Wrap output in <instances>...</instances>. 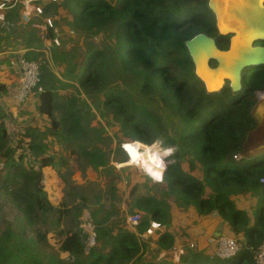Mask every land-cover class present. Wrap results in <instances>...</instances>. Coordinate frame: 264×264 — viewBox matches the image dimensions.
Segmentation results:
<instances>
[{
  "label": "trees",
  "instance_id": "1",
  "mask_svg": "<svg viewBox=\"0 0 264 264\" xmlns=\"http://www.w3.org/2000/svg\"><path fill=\"white\" fill-rule=\"evenodd\" d=\"M206 2L207 0L43 2L45 15L58 12V7H62L71 19L69 25L73 24L74 29L80 32H101L110 26L114 28L113 45L95 46L94 49L88 47L77 73V65L72 63L61 75L77 82L88 99H92L101 94L106 85V68L119 64L139 79L142 94L157 95L170 115L179 118L177 143L186 153L191 152L192 157L189 172L173 166L163 172L161 182L165 186L156 192L153 191V184L128 177L126 200L131 204L128 211L131 214H142L139 224L132 231L118 222L110 221L114 206L111 205L110 210H104L101 215L96 209L91 213V222L93 241L98 246L86 248L80 234L73 232L64 237L59 247L61 252L69 254L71 261L62 262L55 256H46L48 259L45 262L40 257V249L31 244V239L22 240L21 236L20 240L12 230L6 228L0 233V264H254V252L264 240V184L259 182L264 178V153L251 156L246 161L245 158L235 160L234 156L244 152L246 137L255 128L256 120L252 110L256 102L255 92H264V67L255 70L249 80L248 76L245 77L242 82L244 91L238 100L231 97L228 87L215 93L205 92L204 86L193 74V65L184 42L200 33L211 36L215 32L214 21L208 17ZM20 10L21 6L17 4L5 13V21H17ZM17 25L24 26L21 31L22 41L15 45L8 40L9 34L15 30L8 31L7 36L6 30L0 29V52L14 46L19 50H26L25 57L39 65L42 91L34 93V111L49 119L52 128L60 130L57 137L64 141L86 136V127L89 126L82 125L81 117L82 112L86 113L83 109L87 112L89 110L86 103L78 96H67L66 104H57V85L59 88L66 85L43 62V53L39 51L43 42L35 36L37 31L30 25L19 22ZM2 31L6 34L4 37L1 35ZM53 35V31L48 29L45 39L51 41ZM90 43L95 44L91 39ZM59 55L72 58L68 53L58 52ZM0 91L5 93L6 86L0 84ZM57 109L62 110L59 121L54 117ZM103 110L116 119L121 135H126V141L135 140L147 145L159 141L161 146L166 147L176 143L155 116L135 104L119 88L106 92ZM96 133L98 138L105 136L104 131L97 130ZM5 138L3 132L0 136V158H4L8 152L1 141ZM31 149L41 157L39 170L16 169L14 174L20 178V182L7 193L30 227L39 221H45L46 216L51 213L58 215V221L59 217L69 214V210L53 207L46 200L40 184V169L51 167L59 171L57 165H64L65 159L55 151L51 155H43L41 146L34 145ZM110 154L111 150L104 153L98 147L81 151L87 165L95 169L106 168ZM166 161L167 164L170 162L169 155ZM194 170H200L202 181L190 175ZM116 178L119 180L116 176L110 181L113 182ZM119 185L120 180L117 184L110 185L107 194L111 200L117 197ZM205 187L209 188V195L205 194ZM139 188L143 190L142 195L136 194ZM245 192H250L256 198V207L251 215L234 204L233 198ZM168 197H173L177 206L193 208L194 217L201 219V222H209L207 235L214 233L213 227L217 223L211 219V214L215 212L222 223H225L228 232L241 238L239 242L244 246L240 254L229 260H210L198 246L197 251L188 250L181 256L179 263H172L167 256L162 260H145L135 231L143 233L150 222L169 227V205L164 200ZM99 199L98 197L96 201L99 202ZM99 208L102 211L101 206ZM33 233L36 246L49 247L45 231L36 228ZM175 241L168 232H163L156 239L158 251H169Z\"/></svg>",
  "mask_w": 264,
  "mask_h": 264
},
{
  "label": "rangeland",
  "instance_id": "2",
  "mask_svg": "<svg viewBox=\"0 0 264 264\" xmlns=\"http://www.w3.org/2000/svg\"><path fill=\"white\" fill-rule=\"evenodd\" d=\"M50 14L57 15L52 17V31L54 33L52 41L43 39V35H45L47 31L44 32L40 20H35L33 24V26L35 25L38 28H31L37 31L35 36H38L42 40L43 48L48 51L46 55L43 54V62L47 64L54 76L60 80L61 83L66 85L63 88H59V85H57V104L63 106L67 102V96H78L79 99H82L86 103V107L89 109L88 112L86 109H83L86 113H81V117H83L82 125L85 126V124H88L89 127H86V136L70 138L68 141L58 138L57 133L60 130L53 129L49 119L36 114L34 111L35 94H32L24 103L19 105H14L9 100L11 93L16 88L14 75L11 71L0 69V84L6 86L7 89L5 93L0 91V131L2 130L4 132L6 138L1 139V141L8 150L7 155H5L4 158H0V233L6 228H9L13 231L14 236H17L20 240L21 236L22 240L31 239V244L33 247L35 246L37 249H40V257H42L45 262L48 259L46 256H55L62 262H70L71 259L69 254L59 250L60 244L66 235L73 232L78 233L82 237L86 248L98 246V244H94L93 241L94 235L91 222V213L96 209H98L101 215V213H104V210H110L111 205L114 206V214L111 216L110 221L115 223L118 222L122 224L123 227L131 231L133 230V228L127 224V218L138 215L140 219L142 214L140 212L131 214L128 211V206L131 205L128 204L126 200L128 177H136L142 183L153 184L155 189L153 190L154 192L165 186L161 181L156 182L150 179L141 169L134 167V162L127 161L126 163V157L119 148L122 142H126V135H121L116 119L103 110V100L108 90L119 88L125 91L135 104L146 109L155 116L162 124L163 128L167 130L168 134L175 139L176 143L170 146L175 148V152L170 156V162L168 163L176 162L180 164L181 169L187 173L189 172L192 153H186V150L177 143L180 128L179 118L170 115V112L162 105L157 95L149 93L142 94L140 92L139 79L135 77L134 74L124 70L119 64L111 65L112 61H109V65L111 66H108L104 72L106 85L101 94L92 97V99H88L86 94L79 88L77 82L67 80L62 76L61 74L64 73L72 63L77 65L75 69L77 73V69L81 65V61L84 58L85 52L88 51V47L94 49L95 46L113 45L114 28L110 26L105 31L101 32H80L74 29L73 24L69 25L71 19L68 14L64 13L62 7H58V12H51ZM18 15L19 19L17 21L13 19L11 20L12 22L4 21V23L0 24V29L6 30L7 36L9 33L8 31L15 30L8 36V40L13 41L15 45L18 42L20 43L23 38L21 31L24 26H18L17 23L28 25L22 20L21 11H19ZM6 34H4L3 31L1 33L3 37ZM90 39L95 42V44L90 43ZM0 44L2 43L0 42ZM20 51L22 50L10 46L7 51L0 53V67L1 65H7L9 58L13 57L9 54L10 52ZM58 52L68 53L72 58L67 59L64 55L58 56ZM261 67L264 66L248 69L246 71L248 80L252 72ZM229 94L233 99L238 100L242 96V91L240 90L237 93H231L230 91ZM61 112V109L55 111L54 117L56 121L61 119ZM252 115L256 120L255 128L246 137L243 147L244 152L238 154V158L235 160L245 158L244 161H246V159L251 156L264 153V99L256 98ZM97 130L104 131L105 136L103 138H98L96 136ZM2 131L1 134L3 133ZM34 145L43 148V155H51L52 152L55 151L65 159L64 165H57L59 171L51 167L40 169V184L46 200L53 207L69 210V214L59 217L58 221V215L56 213H51L46 216L45 221H39L30 227L23 218V215L16 209L15 204L11 201L7 193L8 190L15 189L20 182V178L14 174L16 169L39 170V160L41 157L35 155L34 150L31 149V146ZM97 147L104 153L111 150L107 167L104 169H95L87 165L81 155L82 150H93V148ZM190 175L196 178L199 177L202 181L200 170H194ZM116 176L120 180V185L116 191L117 197L115 200H111L107 192L110 185L118 183L119 180H117V178L114 179L113 182L110 181L111 178ZM52 178L54 180H52ZM5 186H7V188H5ZM142 193L143 190L141 188L136 192L138 195H142ZM205 194H210L208 187H205ZM98 197L100 198L99 202L96 201ZM253 198L250 192H245L242 195H237L233 199L237 208L251 215L252 210L256 207L254 206L256 198ZM164 200L168 202V214L171 219L169 227L165 228L164 232H168L169 235L176 240L172 247L186 245L190 244L192 241H196L193 235L195 234L194 232L198 233L199 229L204 231L206 238L224 236L236 240L241 239L240 237H234L230 233H224L222 235H213V233L212 235H207L206 231L209 222L203 223L201 219L194 217L193 208L177 206L173 197L164 198ZM100 206L102 211H100ZM213 214H215V212L211 215ZM98 217L100 216L98 215ZM215 217L213 221L217 224L213 227L214 232L217 231L216 228L218 224L222 222L216 214ZM36 228L46 232L45 239L49 247L43 248L34 244L33 229ZM139 244L143 253L142 257L145 260H162L167 256L172 263H179V259L176 260V257L169 252L172 247L166 252L158 251L156 239H152L147 242L146 245L143 243ZM206 250V247L202 250L203 255L207 252ZM209 250L211 251V249ZM187 251L188 250H186V252ZM186 252L185 247H183V255ZM86 254L87 250L85 252V255ZM132 264H138V262Z\"/></svg>",
  "mask_w": 264,
  "mask_h": 264
},
{
  "label": "water",
  "instance_id": "3",
  "mask_svg": "<svg viewBox=\"0 0 264 264\" xmlns=\"http://www.w3.org/2000/svg\"><path fill=\"white\" fill-rule=\"evenodd\" d=\"M218 1L220 0H207L206 7L208 13L215 16L216 30L219 33L225 27L236 30V33L225 34L232 35L229 49L219 50L212 38L201 33L186 40L184 46L193 65V74L202 83L207 94L221 91L225 81L228 82L231 93H237L242 90L240 74L252 67L264 66V47L253 46L256 42H264V0H221L220 5ZM215 4L220 8L224 5L229 10L228 17L221 15L215 9ZM218 17H223L220 23L217 21ZM258 33L262 37L250 39L253 34ZM245 44L254 49L253 53L244 48ZM251 56L256 59H251ZM209 60H214L217 67L210 68ZM217 81H221V87L216 91L210 90L209 87Z\"/></svg>",
  "mask_w": 264,
  "mask_h": 264
},
{
  "label": "built area",
  "instance_id": "4",
  "mask_svg": "<svg viewBox=\"0 0 264 264\" xmlns=\"http://www.w3.org/2000/svg\"><path fill=\"white\" fill-rule=\"evenodd\" d=\"M45 1L54 3L57 2L58 0H0V24L4 23L5 21V13L8 12L9 10H12L17 4H19L21 6L20 11L22 12V20L26 24L30 25L31 27L38 28L35 25L33 26V24L35 23V20H40L41 24L43 25L44 32H46L48 29L52 30L53 29L52 17H55L57 15L44 14L43 2ZM45 36L46 34L43 35L44 40H45ZM41 52L44 55H46L48 51L42 48ZM23 53L24 50L20 52H10L9 54L12 55L13 57L9 58L7 65L5 66L1 65L0 67V69H6L8 71H11L14 75V82L16 83V88L11 93L9 98V100L14 105L22 104L35 92L42 91V87L40 85L39 65L37 64V62L33 60H28L23 55ZM262 95H264V93H262ZM131 142L132 141H126V142H122L119 145L120 150L123 152L124 156L126 157V161H131V157L127 154V152L123 150L121 145L124 143H131ZM171 148H172V152L169 154V157L172 156L175 152V148L173 147ZM137 151L141 152L142 150H137ZM234 158L237 159L238 156L235 155ZM172 166L176 168L181 167L180 164L176 162L168 163L164 172H166L167 169ZM259 182L260 184H264V178H261ZM139 221L140 219L138 215H134L127 218V224L130 225L132 228H135V226L139 224ZM152 223L153 222H150L148 228L141 234L139 233L137 234V232L135 231V235L139 243H143L146 245L147 242L151 241L152 239H157L165 231V227L157 222L155 223L158 225V227L152 228ZM243 246L244 245L241 244L239 240H236L234 238H228L224 236H218L212 238L205 237V247L207 249L205 256H207V258L210 260L212 259L229 260L239 255L243 249ZM183 247H185V252L186 250L195 252L198 250V243L197 241H192L190 244L177 245L172 247V249L169 252L176 257V260L179 259L178 261H180V256L183 255ZM209 249H211V251ZM253 261L254 264H264V240L254 252Z\"/></svg>",
  "mask_w": 264,
  "mask_h": 264
},
{
  "label": "clouds",
  "instance_id": "5",
  "mask_svg": "<svg viewBox=\"0 0 264 264\" xmlns=\"http://www.w3.org/2000/svg\"><path fill=\"white\" fill-rule=\"evenodd\" d=\"M41 49L39 50L40 52ZM25 53L26 50H24L23 53L24 56ZM121 147L131 157V161L137 163L138 167L150 179L155 181L161 180L162 173L167 167L166 157L172 152L171 147L161 146L159 141H153L149 145L147 144L143 145L135 140H133L131 143H124L121 145ZM138 149H142V151L138 152L137 151ZM156 227H158V225L155 222H153L152 228H156Z\"/></svg>",
  "mask_w": 264,
  "mask_h": 264
},
{
  "label": "flooded vegetation",
  "instance_id": "6",
  "mask_svg": "<svg viewBox=\"0 0 264 264\" xmlns=\"http://www.w3.org/2000/svg\"><path fill=\"white\" fill-rule=\"evenodd\" d=\"M209 18H212V20L214 21L215 20V16H213L211 13H209L208 15ZM214 30L215 32L211 35V36H208L210 38H212V40L214 41L216 47L221 50V51H227L230 47V38L232 37V35H221L217 30H216V24H215V21H214ZM206 35V34H204ZM207 36V35H206ZM253 46H262L264 47V42H256L253 44ZM208 65L210 68L214 69L215 67H217V63L214 61V60H209L208 62ZM255 71V70H254ZM253 71V72H254ZM252 72V73H253ZM240 76H242V79H241V89L244 91V87L242 86V82L243 80L245 79V77L247 76L246 73L244 72L243 74L241 73ZM224 83V86L222 89H224L225 87H228V82L225 81L223 82ZM229 88V87H228ZM241 90V91H242ZM242 91V93H243ZM258 93L262 94L264 92H255V99L258 98Z\"/></svg>",
  "mask_w": 264,
  "mask_h": 264
},
{
  "label": "bare ground",
  "instance_id": "7",
  "mask_svg": "<svg viewBox=\"0 0 264 264\" xmlns=\"http://www.w3.org/2000/svg\"><path fill=\"white\" fill-rule=\"evenodd\" d=\"M228 2H229V0H228ZM222 2H221V0L220 1H218V4L220 5ZM219 5H217V4H215V9L217 10V11H220V14L221 15H225L226 17H228L227 16V14L229 13V10H226L225 8H224V5H222L221 6V8L219 7ZM223 19V17H218L217 18V21L220 23L221 21H222V19ZM226 20H228V19H226ZM225 20V21H226ZM227 23H225V25H226ZM229 32H235L236 33V30H234V29H231V28H228V27H225L224 29H222L221 31H220V34H222V35H225V34H227V33H229ZM239 33H237V35H238ZM259 37H262V35L260 34V33H258V34H253V36H252V38H250L251 40H256V39H259ZM251 40H250V42H251ZM246 47V49H248L250 52H252L253 53V51H254V49H252L251 47H250V45H244V48ZM251 59H256L255 57H253V56H251ZM221 87V81H217V83L216 84H214V85H212V86H210L209 87V89L210 90H212V91H216V90H218L219 88ZM259 96V99H261V98H264V95H262V94H258ZM263 96V97H262ZM142 144V143H141ZM138 150H142V149H138ZM130 162H132V161H130ZM134 164V163H133ZM161 181V180H160ZM160 181H158V182H160Z\"/></svg>",
  "mask_w": 264,
  "mask_h": 264
},
{
  "label": "crops",
  "instance_id": "8",
  "mask_svg": "<svg viewBox=\"0 0 264 264\" xmlns=\"http://www.w3.org/2000/svg\"><path fill=\"white\" fill-rule=\"evenodd\" d=\"M0 53H2V52H0ZM2 70H5L6 71V69H2ZM13 79V78H12ZM134 166H136V167H138V165L137 164H133ZM198 179H199V177H197ZM200 180V179H199ZM253 199H255V198H253ZM256 205V201H254V206ZM249 212H250V210H249ZM248 214H250V213H248ZM216 217H215V214H213V215H211V219L212 220H214ZM220 227H221V229H220ZM216 230L217 231H215L214 232V234L213 235H222V234H224V233H228L229 234V232H228V229H227V227H225V224L224 223H222V222H220L219 224H218V226H217V228H216ZM193 231V230H192ZM199 232L198 233H196V232H194L195 234L193 235V237H195V239H196V241H197V243H198V246L199 247H201L202 249L201 250H204L205 249V233H204V231L202 230V229H199L198 230ZM201 236V237H200ZM205 254V253H204Z\"/></svg>",
  "mask_w": 264,
  "mask_h": 264
}]
</instances>
